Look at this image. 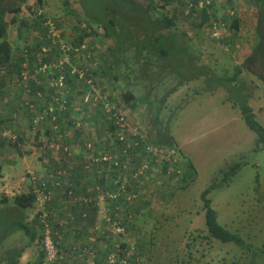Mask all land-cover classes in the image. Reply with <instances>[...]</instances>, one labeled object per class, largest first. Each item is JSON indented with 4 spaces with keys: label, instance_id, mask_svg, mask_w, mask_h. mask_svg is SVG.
<instances>
[{
    "label": "rangeland",
    "instance_id": "1",
    "mask_svg": "<svg viewBox=\"0 0 264 264\" xmlns=\"http://www.w3.org/2000/svg\"><path fill=\"white\" fill-rule=\"evenodd\" d=\"M181 1H184L183 4L178 3L176 7L169 6L165 12L169 16L177 14L179 29L188 35L185 40L192 47V54L198 61L197 66L213 69L220 77L231 78L238 67H242V73L235 84L238 89L230 92L229 89L218 88L214 93L202 90L206 86L204 78L191 80L181 86L169 79L165 82L166 87L164 84L161 88H146L145 91L139 83L131 84L133 82L130 80L133 78L131 76L127 82L119 81L118 83L108 77L87 80L88 84L93 85L92 87L103 95L102 100L108 97L112 98V107L119 109L117 114L121 115L120 117L127 124L128 137L139 136L142 143H146L149 140L147 138L153 139L154 137L155 139V135L159 131L168 132L175 139V148L181 152L180 156H175V160L179 161L176 166L181 164L179 169H183L184 174L189 161L193 164L196 172L190 183L180 180L182 184L170 179L172 172L165 173L161 165L152 167L149 173L142 175L140 171L147 164L146 148L141 152L142 162L140 161L139 164L129 160L119 162L114 157L113 169L117 173L106 174V183L111 181V184L114 185V182H118L119 186L125 185L129 188L132 186V179L139 180L137 190L134 187V191L139 192V200L135 205L137 209L130 211L134 216L128 214L131 216L129 218L131 220L123 243L129 245L130 249L127 255L131 256L135 252V249L132 248L134 242L145 241L137 238L146 237L144 248L137 249V252L142 256V264H264V146L258 142L257 134L243 120L240 108L243 101L238 105L234 103L236 95L241 97V100H248V104L256 113L257 120L264 126V48H259L255 52V47L258 44L264 46V42H260L255 34L260 14L254 5L244 4L242 0H205L211 3L209 10L211 16H209L210 21H204L200 13L195 11L192 17L189 16L190 11L188 12L187 6L189 3H193V0ZM225 5L229 7L227 8ZM79 7V3H76L75 0H43V5L37 3V0H29L27 6L21 8L17 17L18 22L8 29L7 39L14 47L12 61H19L18 58L21 59L30 47L38 48L40 53L42 48H46L48 53L46 55L41 53L38 63L22 61V70L19 73L27 74L28 79L26 81L22 79L23 83L21 84L18 82L17 73L7 74V69L0 65V80L3 79L6 84L3 94L5 98L7 96L11 100L9 101L10 105L6 104V99L1 103L3 101L1 94L0 110H4L9 116L3 124L0 113L1 125L5 127L4 129H8L7 138L4 141L7 152L2 153L1 157L6 163L14 161L20 163V166L16 168L14 164H8L14 168L5 174L12 182H19L20 186L15 189H11L10 186L4 188L0 191V198L6 196V191L9 193L10 190L13 195L26 192L27 176L30 172H37L40 175L54 172L47 168L48 163L51 162L47 156L48 149L41 146L47 126L52 129L56 127L59 131L66 132L69 141L80 144L90 142L95 145L97 142L98 144L109 143L111 135L108 127L111 125L104 111L99 113L96 121L86 122V124L83 121L79 126H70L69 124L67 127L69 120L65 118H62L60 125L42 120L36 133L35 124L31 118L38 115V119H40L43 112L36 105V109L32 113L26 104L28 102L41 104L44 103L45 97L51 98L49 93L52 95V79L56 77L61 80L64 76L61 74L63 69L60 66L64 56L62 51L52 44V36L46 34L43 26L35 28L32 25L26 26L22 22L26 21L35 25L43 21V15H45L48 18L47 22L55 24L57 28L56 35L60 37V39L56 37L57 43L67 42L71 45L82 35L81 29L86 27L85 23L81 21L83 16L80 23L78 18H75V14L68 15L69 11L79 14ZM177 7L179 12L177 9L174 10ZM223 7L226 10H223ZM30 8L40 10L41 16L36 17L29 14ZM229 11H235L234 16L241 19L239 31L235 32L228 28L222 34V38L225 35L228 36L226 41L221 38L222 31L218 32L219 40L214 39L209 31L211 20L218 17L228 18ZM162 12L164 10H160V13ZM232 17L230 16L226 21L230 22ZM99 30L101 29L98 28ZM240 31L243 34H240ZM0 41L2 40L0 39ZM86 41L91 50L97 49V52H93V59L103 57L102 60L105 61L108 56V42H102L101 38L97 41L93 36ZM81 57L83 56L81 55ZM45 58L48 61L44 60ZM75 58V62L71 61L67 68L79 69L81 63H90L87 58L83 61L78 56ZM245 62L247 63L246 67L243 66ZM106 65L108 66L107 63ZM127 69H129L127 66L122 68L123 72L128 73ZM194 74L195 71L190 72V79ZM32 81H35L38 88L44 90L43 98L35 99L34 94L24 95V86L26 89H35ZM94 81L99 83L100 89L94 86ZM129 84L131 85L128 87ZM209 84L212 87V84ZM15 86L19 92L10 90ZM130 87L134 88L137 94L136 100L130 103L131 107L121 97L122 92ZM80 88L83 87H77V89ZM77 89L75 88L76 91ZM173 89H176L174 93L171 92ZM83 93L77 97L78 101L75 98L73 105L82 101L81 98L90 97L88 101L90 103L87 106L89 111L87 119L92 115L93 108L99 105L96 106L91 101L93 90L83 91ZM148 94H150V101L147 97ZM74 95L72 86L65 85V89L57 92V97L60 98L62 104L71 103ZM163 100H165L164 103ZM107 112L110 114L109 111ZM4 129H0V132ZM88 130H92V133L86 132ZM19 134L21 135L20 141ZM69 134L71 135L69 136ZM55 135L60 136L59 133ZM95 149L97 151L99 147L97 146ZM130 149L135 153L133 154L135 157L140 154L138 146L133 144ZM134 149L138 151H134ZM54 156L57 159L55 163L62 170L67 171L64 161L65 154L60 152ZM52 160L54 161V159ZM238 163L242 166L230 184L229 181L222 184L228 169ZM51 165H54V162ZM94 166L95 171L89 174L90 180H93L96 174L99 175V171L102 169L96 164ZM43 168H46L47 171L45 172ZM174 168L177 170L178 167ZM108 171L109 169H103V173ZM24 178L25 182H22ZM182 178L180 177V179ZM212 184L219 185L209 194V198L212 199V207L217 211L218 222L232 233L240 235L246 243L244 248L237 247L234 243L220 242L209 235L205 224L204 202L201 195ZM74 187L77 195H82L83 188L79 187L81 189L79 190L78 187ZM90 192H92L91 189ZM9 194L11 195V193ZM55 198L54 206L57 218L64 222L68 217L73 216L70 206L72 202L64 198L62 190L56 191ZM122 203L121 200L117 207H122V212H126L125 204ZM78 209L79 206L75 207V211ZM102 209H105L104 204H101L99 209H93L91 213H94L92 215L95 217V222L91 229L88 228L83 232L84 236H80L82 226L85 224L81 221L65 234L60 249L65 255H69V264H89L87 259L91 258L88 254L91 250L93 254L95 253L94 258L91 259L94 262H100L102 257L99 244L101 242L104 243L101 248L103 256L108 258L113 255L109 261L115 263L117 256H114V250L110 247L118 246L120 241L113 242L110 234L102 238V232H109L112 226L108 223L109 217L103 214ZM36 214L37 210L31 209L25 214L21 213L19 217L28 219L27 221L30 222ZM112 224L116 225L117 223ZM86 233L89 234L86 235ZM25 243L21 237L10 240V244ZM85 245L90 249L84 254V258L73 259V256L76 255L72 254L73 248L76 247L77 252L81 253L84 249L82 247ZM29 249L23 255L22 264H29L30 258L32 260L30 264H35L39 259L38 246L33 245ZM101 264L107 263L102 261Z\"/></svg>",
    "mask_w": 264,
    "mask_h": 264
},
{
    "label": "trees",
    "instance_id": "2",
    "mask_svg": "<svg viewBox=\"0 0 264 264\" xmlns=\"http://www.w3.org/2000/svg\"><path fill=\"white\" fill-rule=\"evenodd\" d=\"M28 1L29 0H0V39L2 40L0 41V65L7 69V74L17 73L18 82L20 84L23 83L21 82L22 76L19 73L22 70V61L26 60L38 63L40 61L39 56H41L40 50L38 48L35 49L30 47L27 49V53H25L21 59L18 58L19 61H12L14 57V50L7 39V32L8 29L12 27V25H15L18 22L17 17L21 12V8L23 6H27ZM75 2L79 3L80 5V13L76 14L75 11H69L68 15L73 16L75 14V18H78L80 23L83 21L86 27L85 29H81L83 32L82 35L73 41L72 44L74 43L75 46H81L82 43L87 42L86 40L90 39L92 36L97 39V41L101 38L102 42H108L109 44L107 52L108 56L105 61L102 60L103 57H96L95 59H93V57L92 59L87 60L90 63L84 64L82 66L81 72L83 74V78H80V74L71 73L70 68L62 70L63 72L61 74H64V85L72 86V89L75 93L74 97H72L73 99H71V103H63V107H61L57 102V98H59L57 97V92L58 90L62 91L63 88L59 86L58 78L56 77L54 78V83L58 85L52 86V95L49 93L51 98L48 99L45 97V100L43 101L44 103L41 104H37L36 102L34 103L42 112L52 109L56 119L54 121L52 117L49 116L46 121L58 123L60 125L62 118H65L69 120L67 127L69 124L70 126H79L83 121L85 124L86 122L96 121V119L99 117V113L104 111V113L108 116V122H110L111 125V127H108V131H110L111 136L109 143L98 144L97 142L95 145L90 142H82L80 144L67 140L66 132L62 130L59 131L56 127L52 129L47 126L44 134L45 138L42 139L43 143L41 146L48 149L47 156L51 161L48 163V170H53L55 172L59 171L61 167L55 162L54 165H51L53 163L52 159L55 158L54 154L60 152L65 154L64 161L66 163L69 178L72 177V172L74 173V171H76L75 175L72 177V180H69L72 184V189L75 195L77 197L84 198L92 197L95 200V204L86 205L80 203V205H70L71 207L79 206L78 211L76 210L73 212V216L75 218L70 216L64 220V222L60 221L56 224V222L52 221L50 224L53 231L55 229L61 234H66L73 228L74 225L79 223V221L84 222L85 224L82 226V231H80V236H84L83 232L88 228L91 229L93 223L95 222V217L92 215L94 213L91 212H93V209H99L100 205L104 204L105 209H102L103 214L109 217L108 223L112 226L109 232H102V238H105L107 234H110L113 242L117 243L120 241L118 246L110 247L112 250H114V256H117L115 263L113 264H142V256L137 252V249L142 250L144 248L146 237L140 236L137 238L138 240L145 241L134 242V246H132V248L135 249V252L131 256L127 255L130 249L129 245L123 243V239L127 236L126 234L129 227V221L131 220L129 219L131 216L128 214L134 216L130 211L137 209L135 205L139 200V192L134 191V187L137 190L139 180H131L132 186L128 188L127 192L134 193V195L136 194L138 197L133 200L134 203L132 201H127V203L123 201L122 204H125L124 209L126 212H128L127 215H125L126 212H122V207H117L118 205H115L114 200L110 197L115 193L116 190L105 182L107 173H99V175L96 174L93 180H90L89 174L95 171L94 164L100 167L103 165L101 161H97L98 159L95 158H101L105 155H109L115 157L119 162L129 160L130 162H138L139 164L140 161L142 162L141 152H143L145 148L158 146H168L175 148V139L168 132L164 131H159L157 135H155V139L154 137L153 139L147 138L149 140L146 143H142L143 141H141L139 136L128 137V132H124V139L116 135L115 117H120V115L117 114L119 113V109H106L107 106H113L112 98L108 97L102 100L103 95L100 94L99 90L94 89L92 87L93 85L91 86L88 84L87 80H99L101 77H108L118 83L119 81L127 82L129 78L133 77L130 79L133 80L131 84L139 83L142 87H144L145 91L146 88H161L164 84L166 87L165 82L169 79H172L177 83V85L181 86L185 85L191 80L194 81L204 78L206 86L203 87L202 90L214 93L218 88H226L231 92L237 88L235 84L242 73V67H238L235 74L231 78H227L225 76L220 77V75L216 74L213 69L197 66L198 61L195 60V57L192 54V47L188 45L185 40L188 38V35L185 31L182 32L179 29L176 11V15L173 16H169L165 12L167 7H176L178 3L183 4L182 1L75 0ZM247 2L254 5L259 11L260 15L256 28V35L260 39V42H264V0H247ZM37 3L43 5V0H37ZM194 5H197V0L194 1ZM160 10H164V12L160 13ZM223 10H225V8H223ZM194 11L195 8L190 11V17L193 16ZM205 14L208 15V9H205L201 13V16ZM234 15L235 14H233L232 20L230 21L232 22L231 29L237 32L240 27V21L238 20V17ZM82 16L83 19L80 21ZM229 18L230 15L228 18L218 17L216 19H219L221 22H227L226 20ZM44 21H48V18L45 15H43V21H40L41 25L40 23H36L35 25L29 24L26 21L22 23L26 26L32 25V27L35 28L36 26H40L42 28ZM204 21H210L209 16L206 17ZM98 28L101 30L98 31ZM209 31L213 32V30ZM227 37L228 36H224L223 39L226 41ZM29 45L33 46L32 44ZM259 48L263 49L264 46L258 44L255 47V52ZM91 51L97 52V49H92ZM75 59V55L71 54V60L75 62ZM44 60L48 61L46 58ZM123 66H127V68H129L127 69L128 73H126V71L123 72ZM243 66L246 67L247 63H243ZM191 71H195V74L190 79L191 76L189 75ZM156 74H158V76L153 79ZM77 81L78 83H76ZM82 81L86 82L83 83ZM208 82L212 84V87ZM4 84L5 83H3V79H1L0 99L2 94L3 101L0 100V102L2 101L1 103H3L6 99V104L10 105L9 101L11 100H9L7 96L5 98V95L3 94V91L5 90ZM33 84L35 89L31 90V92L28 94H26L23 90L24 95L34 94V98H39L37 93H42L44 90L40 87L38 88L35 84V81ZM93 84L94 86H97V88H101L99 87V83L94 81ZM131 84L127 86L129 87ZM78 86L83 88L77 89ZM10 90L13 92H19L16 86ZM92 90L94 91V94L92 95L93 98L91 101H93L96 106L97 104L99 106L93 108V113L90 115V118L92 119L90 120V118L86 119V116L89 114L87 106H89L90 102H86L85 99L81 98L82 101H80L78 104L73 105V103H75V98L76 101H78L77 97H79L81 94H84L83 91L88 92ZM175 90L176 89H173L171 92L174 93ZM149 96L150 94L147 95L150 101ZM121 97H123L124 101L131 107L132 105H130V103L136 100L137 94L135 89L130 87V89L122 92ZM140 99H142V97H140ZM143 100L145 99L143 98ZM164 102L165 100H163V103ZM240 108L245 123L257 134L258 142L264 146V126L260 123V121L257 120L253 108L248 104V100H243ZM107 111H109L110 114H108ZM0 113L2 114L1 121L4 124L9 117L7 115H3L6 113L4 110H0ZM0 128H2V126H0ZM86 132L92 133V130H88ZM57 133H59L60 136L55 135ZM70 135L71 134H69V136ZM20 139L21 135L19 134V141ZM139 141L140 144H138ZM133 144L138 146L140 152V154H138L136 157L133 155L135 153L130 149ZM95 146L99 147L97 151ZM134 151L138 150L134 149ZM51 154L53 155L51 156ZM80 156L82 158L79 160ZM166 166L165 170L167 171L169 165ZM241 166L242 165L240 163L232 165L226 172L225 179L222 184H226L228 181L230 184L232 178L237 174ZM152 167L153 166L151 165L149 171L152 170ZM149 171L146 173H149ZM113 172H116V170L113 169ZM195 175L196 172L194 171L193 164L188 161L187 170L182 179L174 180L175 172L172 173L169 178L174 182L179 181L181 183L180 180H182V182L186 181V183H190L191 179H193ZM46 177L50 181L51 173H48ZM29 179L30 177L27 176L28 183L26 192H22L14 197L9 198H5L4 196L0 199V264H19L26 250L33 245H37L39 251V259H37L36 264H42L45 260L46 253L43 251V234L45 227L44 223L41 222L39 213L36 214L35 218L32 219L31 222L27 221L28 219H22L19 217L21 213L25 214L31 209L37 210L36 198L32 192V186ZM80 180L82 182V186L80 185ZM62 182L65 185L67 184L66 177L62 178ZM74 186L78 187L79 190H81L79 187L83 188V191H81L82 195H77L76 188ZM217 187H219L218 184H212L201 195L202 201L204 202L205 224L208 233L215 240H219L223 243H234L237 247L244 248L246 246L244 239L240 235L227 230L218 222L217 211L212 207V199L209 198L210 192L217 189ZM90 189L92 192H90ZM79 190L77 191L80 192ZM67 191H69V189H67ZM100 196L102 199L99 198ZM64 198L67 199L66 196H64ZM119 201H121V199ZM126 207L128 208L126 209ZM86 214L87 216L84 217ZM112 223L117 224L113 225ZM118 229H120V231H118ZM53 235L54 234H52V236ZM18 237L23 238L26 243L21 245L10 244V240L12 238L17 239ZM103 244V242L99 244L100 256L102 258L100 259V262L95 261L94 264H101L102 261H109V257L113 256L110 255L108 258L103 256V250L101 249L103 248ZM66 264H69L68 259L66 260Z\"/></svg>",
    "mask_w": 264,
    "mask_h": 264
},
{
    "label": "built area",
    "instance_id": "3",
    "mask_svg": "<svg viewBox=\"0 0 264 264\" xmlns=\"http://www.w3.org/2000/svg\"><path fill=\"white\" fill-rule=\"evenodd\" d=\"M29 14L34 15L36 17L41 16L42 13H40V10L38 9H32L28 11ZM44 29L46 34H49L52 36V44H55L61 51L64 57H62V60L60 62V66L62 69L67 68L70 66L71 63V54H74L75 56H78L81 61H83L85 58L87 59H92L93 58V52L90 49L89 43L84 42L81 44V46H75L74 43L69 45L67 42H59V44L56 41V33H58L57 28L55 24H51L50 22L44 21ZM57 39H60L58 36ZM49 46V45H47ZM51 46V45H50ZM42 55H46L48 53V50L46 48H42L41 51ZM81 55L83 57H81ZM84 64L81 63V66L79 69H73L71 70V73L73 74H80V78H83L82 74V66ZM22 79L26 81L28 79L27 74H21ZM64 77L62 76L61 80L58 79V84L61 88L65 89V85L63 83ZM54 83V79H52V86L58 85ZM24 91L26 94L30 93V89H26L24 86ZM37 96L39 98H43L44 94L41 92L37 93ZM90 100V97H86L85 101L88 102ZM57 102L61 107H63V104L61 103L60 98H57ZM29 110L34 113L36 109V104L34 102H28L26 103ZM112 106H107L106 109H112ZM43 116L38 119L37 117H34L32 122L37 125L40 121L44 120L45 117H52V119L55 121V114L51 110H45L43 111ZM117 115V114H114ZM121 116V115H120ZM116 122H115V131L116 135L120 136L121 138L124 139L125 135L124 132L127 130V124L124 122V119L121 117H115ZM4 136L7 135V132L3 134ZM13 139V137H12ZM15 139V138H14ZM148 148V147H147ZM146 148V151L148 153L147 157V164H145L142 167V170L140 173L144 175L146 172L150 170L151 165L157 166L161 165L163 168L162 170L167 173L168 171H171L172 173L175 172V178L174 180L180 179V177H184L183 174V169H179V166H176L179 164V161L175 160V156L179 155L178 151L175 148H171L168 146H158V147H149L148 149ZM113 158L112 156L105 155L101 158H95L98 159L97 161H101L103 165L101 166L102 169H100V172L103 173V169H109L108 172H106L109 175H112L113 173ZM117 165V164H116ZM169 165L168 170H165V166ZM167 167V166H166ZM174 167H178L177 170ZM171 173V174H172ZM170 174V175H171ZM68 175V171L60 169L59 171H54L51 173V180L49 181L47 179V175H40L35 172H30L29 177H30V182L32 186V192L36 198V206H37V214L39 213V217L41 219V222L44 223V241H43V251L46 253L45 260L42 264H66V260L69 258V255H65L61 249L60 245L62 244L63 239L65 238V234H61L58 232V230L54 231L52 230L50 222H56L59 223L60 220L57 218V212L55 210V193L57 190H62L63 195L66 196L68 201H71L72 204L71 206L76 205V202L78 204L83 203L86 205L90 204H95L94 198H84V197H77L72 189V184L67 183L66 185L62 182V178L66 177ZM114 188V187H113ZM69 189V191H67ZM99 189V188H98ZM115 193L112 194L110 197L111 199L114 200V204L118 205L120 204V199L122 201H132L138 197V195H134V193H128L127 190L128 188L125 185L117 186L115 188ZM102 199V197H99ZM118 201V203H117ZM84 215V217H86ZM58 229V228H57ZM120 231V229H118ZM52 234H54L52 236ZM56 238V239H55ZM81 253L77 252L76 247L73 248L72 254H76L73 256L74 258H84V254L87 253V251L90 249L87 245H85ZM80 249V248H79ZM90 254L91 258H94L93 251L91 250L88 252ZM93 255V256H92ZM88 258V257H87ZM89 258L87 259L89 261V264H94V261ZM111 258V257H109ZM69 260V259H68ZM109 262V263H108ZM107 264H113L114 262L106 261Z\"/></svg>",
    "mask_w": 264,
    "mask_h": 264
},
{
    "label": "clouds",
    "instance_id": "4",
    "mask_svg": "<svg viewBox=\"0 0 264 264\" xmlns=\"http://www.w3.org/2000/svg\"><path fill=\"white\" fill-rule=\"evenodd\" d=\"M194 1L195 0H193V3H189L188 4V6H187V10H188V12L189 11H191L193 8H195V12H197V13H200V15H201V13L205 10V9H208V15H203V16H201V17H203L204 19L206 18V17H208V16H211V14L209 13V10H210V5H211V3H210V1H205V0H197V5L195 6L194 5ZM195 6V7H194ZM225 7H229L228 5H225ZM224 8V7H223ZM222 8V9H223ZM226 10V9H225ZM30 11V10H29ZM196 13V14H197ZM228 15H230L231 17L233 16V14H235V11H229V13H227ZM212 22L210 23V28H209V30H213V32H211V36L214 38V39H219L217 36H219V33L218 32H221L222 31V33H221V37H222V34H223V31L224 30H226V29H228L227 28V26H228V24H230V26H231V24H232V22H221L219 19L217 20L216 18H214V19H212L211 20ZM236 89H238V88H236ZM242 97H244V96H242ZM241 97H239L238 95H236V100L234 101V103L235 104H239L240 102H242L243 100H241L240 99ZM36 99V98H35ZM33 116H32V118H31V120H33ZM48 117H45V119L44 120H46ZM243 120H244V118H243ZM40 123V122H39ZM39 123L37 124V125H35V128H36V133L38 132V126H39ZM261 123V122H260ZM262 124V123H261ZM0 126H2L1 125V123H0ZM0 129H4V127H2V128H0ZM7 130L8 129H4V130H2L1 132H0V136H4L3 134L4 133H6L7 132ZM3 138H7V137H3ZM13 140V139H12ZM177 151H178V154H179V156L181 155V152L179 151V149H177V148H175ZM47 171V170H46ZM45 171V172H46ZM35 173H37V172H35ZM106 173V172H105ZM114 173H117V171L116 172H114ZM30 174V173H29ZM48 173H45V175H47ZM185 174V173H184ZM29 176V175H28ZM69 177V174L66 176V181H67V183H70V181H68L67 180V178ZM107 184H109L110 186H112V187H114V188H116L117 186H118V182H114V185H112L111 184V181L110 182H107Z\"/></svg>",
    "mask_w": 264,
    "mask_h": 264
},
{
    "label": "crops",
    "instance_id": "5",
    "mask_svg": "<svg viewBox=\"0 0 264 264\" xmlns=\"http://www.w3.org/2000/svg\"><path fill=\"white\" fill-rule=\"evenodd\" d=\"M178 1H181V0H178ZM182 2H184V1H182ZM242 2L244 3V4H249L248 2H247V0H242ZM232 5V4H231ZM177 9V11L179 12V10H178V7L177 8H175L174 10H176ZM238 20L240 21L241 19L240 18H238ZM227 28H231V26H230V24H228V26H227ZM239 29H240V27H239ZM239 31V30H238ZM240 34H243V32H239ZM256 34V33H255ZM226 36V35H225ZM224 38V37H223ZM222 38V39H223ZM11 46H12V44H11ZM12 48H13V50H14V47L12 46ZM209 61V60H208ZM4 83V82H3ZM4 86H6V84H4ZM251 106V105H250ZM2 107H3V104H2ZM255 112V111H254ZM256 114V113H255ZM3 115H7V113H4ZM8 116V115H7ZM1 117H2V114H1ZM9 117V116H8ZM21 124H23L22 122H21ZM5 128V127H4ZM1 138H0V191L1 190H3L4 188H6V187H8V186H10L11 187V189H15V188H17L18 186H20V183L19 182H12L11 181V179H8L7 177H6V173L7 172H9L11 169H13L14 167L13 166H8V164L9 165H11V164H14V166H15V168L17 167V166H20V163H16L15 161L14 162H9V163H6V162H4L3 160H2V157H1V155H2V153H5V152H7V150H6V144L4 143V141H5V138H3V137H6V136H0ZM85 155V154H84ZM86 157V156H85ZM84 157V158H85ZM82 157L80 156V158H79V160L81 159ZM39 160V159H38ZM57 159L56 158H54V161L53 162H55ZM45 171L47 170L46 168H43ZM75 173H76V171H74V173L72 172V177L75 175ZM99 173H101L100 171H99ZM83 175H84V172H83ZM72 177H70L69 179H67L68 181L69 180H72ZM5 182V183H4ZM22 182H25V178L24 179H22ZM28 183V182H27ZM80 185L82 186V182H81V180H80ZM2 187V188H1ZM9 193H11V195L9 194ZM8 193V191H6V193L5 194H7L6 196H5V198L7 197V198H9V197H14V196H16V195H13V193H12V191L10 190V192ZM20 194V193H19ZM4 197V196H3ZM1 199V198H0ZM71 211L72 212H74L75 211V207H71ZM31 221H32V219H31ZM30 221V222H31ZM87 234H89V233H86V235ZM27 250H30L29 248L27 249ZM27 250H26V252L25 253H27ZM24 258V256L21 258V260H20V263L19 264H22L21 263V261H22V259ZM32 260H31V258H30V260H29V264H30V262H31ZM32 264V263H31ZM36 264V263H35Z\"/></svg>",
    "mask_w": 264,
    "mask_h": 264
}]
</instances>
